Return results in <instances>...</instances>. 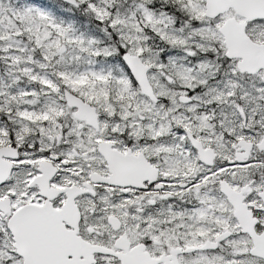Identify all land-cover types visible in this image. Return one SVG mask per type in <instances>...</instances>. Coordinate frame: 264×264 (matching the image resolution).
Instances as JSON below:
<instances>
[{
    "label": "snow or ice",
    "instance_id": "6c2138e0",
    "mask_svg": "<svg viewBox=\"0 0 264 264\" xmlns=\"http://www.w3.org/2000/svg\"><path fill=\"white\" fill-rule=\"evenodd\" d=\"M0 264H264V0H0Z\"/></svg>",
    "mask_w": 264,
    "mask_h": 264
}]
</instances>
